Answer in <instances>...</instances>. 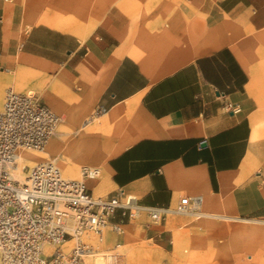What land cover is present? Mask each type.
<instances>
[{"label": "crops", "instance_id": "obj_1", "mask_svg": "<svg viewBox=\"0 0 264 264\" xmlns=\"http://www.w3.org/2000/svg\"><path fill=\"white\" fill-rule=\"evenodd\" d=\"M186 1L200 4L206 35L199 32V15L187 14L185 0H177L175 14L162 16L158 10L130 16L117 1L105 6L111 7L87 35L66 31L48 16L22 34L9 20L7 0H0L1 73L14 72L13 78L1 75V82L22 84L26 61H32L51 76L43 94L50 108L75 106L68 118L77 123L93 106L98 128L120 135L109 145L101 177L87 180L95 195L122 190L161 207L201 195L202 209L264 223L256 219L264 218V116L258 106L264 80L253 77L240 43L221 32L246 19L263 30L264 0ZM59 84L71 90L73 105L57 100ZM227 103L240 111H227ZM87 119L83 128L92 123L89 117L81 122ZM59 131L68 135V150L78 151L58 159L59 142L51 137L45 147L54 151L51 161L61 169L60 161L78 168L91 160L85 148L99 131ZM113 221L128 224L119 212Z\"/></svg>", "mask_w": 264, "mask_h": 264}, {"label": "built area", "instance_id": "obj_2", "mask_svg": "<svg viewBox=\"0 0 264 264\" xmlns=\"http://www.w3.org/2000/svg\"><path fill=\"white\" fill-rule=\"evenodd\" d=\"M227 111L239 112L227 103ZM63 120L35 93L5 90L0 107V264H91L100 253L104 264H122L120 236L125 224L113 221L119 212L127 221L144 215L160 223L169 215L206 217L202 196L189 195L174 206L144 205L122 190L96 196L87 180L98 177L97 166H81L80 177L69 178L52 161L22 166L24 149H43ZM115 240L106 249L107 235Z\"/></svg>", "mask_w": 264, "mask_h": 264}, {"label": "rangeland", "instance_id": "obj_3", "mask_svg": "<svg viewBox=\"0 0 264 264\" xmlns=\"http://www.w3.org/2000/svg\"><path fill=\"white\" fill-rule=\"evenodd\" d=\"M120 2L130 12V16L149 15L156 10L159 15H165L166 12L175 14L178 11L177 0H7L9 4V20L14 22V26L19 27L22 34H25L31 25L39 17L51 19L55 23L63 26L66 31L78 35V33L90 32L97 21L105 17L107 11L115 2ZM166 1H169L167 6ZM176 1V6L175 2ZM162 2L164 4H162ZM158 5L165 7L158 8ZM187 14L193 16L199 15V32L207 34L205 15L201 12L200 4L185 0ZM223 35L231 36L236 42L240 43L242 51L249 60V65L253 68V77L264 80V29L255 30L251 23L245 21L222 26ZM27 67L24 68L22 79L23 83L13 85L10 81L1 82L0 78V107L3 102L4 89L12 86L20 92H28L40 96L41 101L46 100L44 93L50 90L51 76L44 71H37V64L32 61H26ZM1 65V64H0ZM6 67V66H4ZM0 76L8 75L13 78L14 72L1 73ZM55 93L57 100L66 102H75V96L64 84H59ZM259 101L261 97H258ZM48 105V104H47ZM49 106V105H48ZM258 106L263 112L264 103L259 102ZM75 106L66 109H53L63 120L58 127L61 131H99L97 138L87 141L85 150L91 157L87 162H80L74 165L67 177L78 178L79 170L82 165L97 166L103 173L104 161H107L110 155V144L115 145V140L120 135H113L112 131L100 130L97 126L98 112L93 106L87 111L81 113V118L77 123L69 119L70 113ZM66 113V114H63ZM92 118V123L86 128L80 127L83 118ZM78 127H77V126ZM57 127V130H58ZM68 135L55 133L52 138L59 142L58 159L68 160L78 149L68 150L65 144V138ZM51 138V139H52ZM50 139V141H51ZM49 143V142H48ZM55 160V156L37 158V161ZM60 161L59 166L63 171V165L69 164ZM58 165V161H55ZM101 173V175H102ZM99 176V178L101 177ZM203 211L213 212L206 210ZM219 212V211H218ZM226 213L227 212H219ZM243 218V217H242ZM231 220L215 219L202 217L195 219L189 216L169 215L160 223H153L144 215L134 220L127 221L123 226L122 246L120 247L122 264H264V223H257L255 219ZM264 220V218H256ZM164 221L166 223L164 224ZM156 235V236H154ZM164 235V236H163ZM162 237L164 243L159 239ZM114 235H107V242L101 245V249H106L114 242ZM100 254V253H98ZM97 255L94 253L93 256ZM101 255V254H100ZM93 256H88V261L93 264ZM128 259V263H127Z\"/></svg>", "mask_w": 264, "mask_h": 264}, {"label": "bare ground", "instance_id": "obj_4", "mask_svg": "<svg viewBox=\"0 0 264 264\" xmlns=\"http://www.w3.org/2000/svg\"><path fill=\"white\" fill-rule=\"evenodd\" d=\"M28 92L29 93H32L31 90H28ZM88 121H89V119L81 122V128L85 127L87 125ZM56 130H57V128H56ZM59 132H63V131H59ZM44 148L43 149H40V150H34V149H24V150H21V152L19 154L20 155V157H19V169H18V171L16 172V175H15L17 179L23 180L24 177H25V172L22 170V166H25V165L26 166H32L36 162H38L37 161V158L39 159V158L49 157L51 152L54 153V151L52 149L50 150V149H46V148L44 149ZM52 162H54V161H52ZM64 163H68V162H63V164ZM72 165L73 164H71V163L64 164L63 165L62 174L68 176L69 173H70V171L73 168ZM80 173H81V167H80V170H79V176H80ZM101 173H102V171L100 169V173H99L98 177H96L94 179H91V180L98 179L99 176L101 175ZM67 176H65V177H67ZM69 178H73V177H69ZM96 196H98V195H96ZM205 215H206L207 218H215V219H218V218H221V219H231V220H242V219H244L242 217H238V216H234V215H226V214L215 213V212H205ZM89 256H93V254L92 255H89ZM93 264H104L103 259H102V256L100 254H97V255L93 256Z\"/></svg>", "mask_w": 264, "mask_h": 264}]
</instances>
